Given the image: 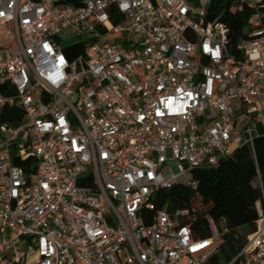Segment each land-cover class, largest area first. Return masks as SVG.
<instances>
[{
	"label": "built area",
	"instance_id": "2783aa9c",
	"mask_svg": "<svg viewBox=\"0 0 264 264\" xmlns=\"http://www.w3.org/2000/svg\"><path fill=\"white\" fill-rule=\"evenodd\" d=\"M0 0V264H207L151 198L264 136V0L239 57L210 0ZM88 45L69 60L60 33ZM117 39V42H116ZM6 118L8 121H2ZM224 264H264V188ZM24 248H21V245Z\"/></svg>",
	"mask_w": 264,
	"mask_h": 264
},
{
	"label": "trees",
	"instance_id": "16d2710c",
	"mask_svg": "<svg viewBox=\"0 0 264 264\" xmlns=\"http://www.w3.org/2000/svg\"><path fill=\"white\" fill-rule=\"evenodd\" d=\"M249 15L247 9L238 12L231 0H210L205 21L217 18L228 28L227 49L229 54L239 57L237 46L246 38ZM87 45L86 41H76L63 51L69 60H73L84 54ZM2 121L15 124L6 118ZM253 146L255 159L244 146L234 150L216 168L193 170L190 181L195 182L194 190L181 180L170 188L156 191L151 198L152 209H145L144 215L150 216L161 209L170 213L186 210L187 215L179 221L190 227L195 238L210 235L206 219H212L220 234L219 252L207 264L227 263L238 253L246 235L255 228L256 204L261 188H264V136L256 137Z\"/></svg>",
	"mask_w": 264,
	"mask_h": 264
},
{
	"label": "rangeland",
	"instance_id": "374dc122",
	"mask_svg": "<svg viewBox=\"0 0 264 264\" xmlns=\"http://www.w3.org/2000/svg\"><path fill=\"white\" fill-rule=\"evenodd\" d=\"M193 5L195 7H197V3H196V0H194L193 2ZM60 45L61 46H68V45H71L73 44L74 42L78 41L76 37H73V36H70V32L69 30H64L60 33ZM116 42H117V39H116ZM21 248H24V245L22 244L21 245Z\"/></svg>",
	"mask_w": 264,
	"mask_h": 264
}]
</instances>
